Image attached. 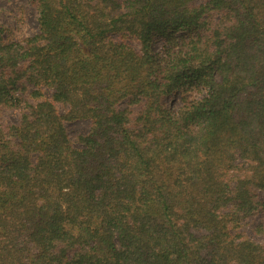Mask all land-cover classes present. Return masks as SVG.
<instances>
[{"label":"trees","instance_id":"obj_1","mask_svg":"<svg viewBox=\"0 0 264 264\" xmlns=\"http://www.w3.org/2000/svg\"><path fill=\"white\" fill-rule=\"evenodd\" d=\"M27 1L36 32L0 21V264H264V0Z\"/></svg>","mask_w":264,"mask_h":264},{"label":"rangeland","instance_id":"obj_2","mask_svg":"<svg viewBox=\"0 0 264 264\" xmlns=\"http://www.w3.org/2000/svg\"><path fill=\"white\" fill-rule=\"evenodd\" d=\"M0 21L9 25L17 35H31L37 31V13L35 8L27 0H0ZM174 103L179 104V101L176 100ZM60 107L62 111L63 107ZM3 117L6 120L13 121L18 118V114L15 111H6L3 113ZM67 128L71 134H76L81 131L84 132L87 130V122L79 120L67 123ZM261 196L264 198V193H261ZM263 215L264 212L258 214L253 221H250V226L246 227L248 233H253L251 232V228L261 223V217ZM254 236L260 241L264 240L261 234L254 233Z\"/></svg>","mask_w":264,"mask_h":264}]
</instances>
